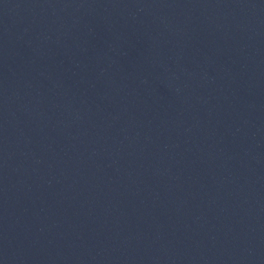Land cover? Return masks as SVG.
Returning <instances> with one entry per match:
<instances>
[{"label":"water","instance_id":"obj_1","mask_svg":"<svg viewBox=\"0 0 264 264\" xmlns=\"http://www.w3.org/2000/svg\"><path fill=\"white\" fill-rule=\"evenodd\" d=\"M0 264H264V0H0Z\"/></svg>","mask_w":264,"mask_h":264}]
</instances>
